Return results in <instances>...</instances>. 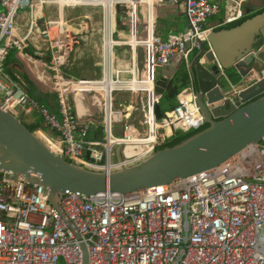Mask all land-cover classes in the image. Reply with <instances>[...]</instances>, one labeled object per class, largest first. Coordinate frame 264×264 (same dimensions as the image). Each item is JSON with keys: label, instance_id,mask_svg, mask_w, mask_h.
I'll return each mask as SVG.
<instances>
[{"label": "built area", "instance_id": "obj_1", "mask_svg": "<svg viewBox=\"0 0 264 264\" xmlns=\"http://www.w3.org/2000/svg\"><path fill=\"white\" fill-rule=\"evenodd\" d=\"M46 1L0 0V100L2 108L21 121L38 115L42 123L38 121L34 132L52 152L84 168L109 173L152 155L164 142L159 130L167 140L206 125L191 84L178 88L173 108L157 114L162 94L156 91V72L178 54L188 64L200 42L207 40L212 17L223 11V24L243 19L244 0H111L110 4L53 0L60 7L100 5L107 46L108 41L112 47L120 43L112 37L114 4L126 6L131 17V37L125 41L134 61L129 79L61 75L59 48L67 44L66 23L58 17L40 31L42 37L53 39L49 67L60 82L56 94L61 111L67 95H91L101 105V133L95 136H90L93 121L61 118L57 108L34 99L6 70V55L26 47L24 41L37 26V11ZM167 2L184 6L189 28L164 39L156 31L157 9ZM25 8L30 20L22 40L16 38L15 23ZM138 8L144 16L142 34H138ZM139 47L145 55L142 72L136 69ZM256 76L264 78V68ZM124 89L141 94V116L135 122L131 121L139 112L136 102L115 106V92ZM118 127L121 135L115 132ZM254 154L257 159L246 165ZM82 243L89 264H264V137L217 167L171 183L128 193L67 191L58 208L49 203L43 186L14 180L10 171H1L0 264H83Z\"/></svg>", "mask_w": 264, "mask_h": 264}, {"label": "water", "instance_id": "obj_2", "mask_svg": "<svg viewBox=\"0 0 264 264\" xmlns=\"http://www.w3.org/2000/svg\"><path fill=\"white\" fill-rule=\"evenodd\" d=\"M113 9L117 28L126 30L131 18L126 13L127 7L116 3ZM178 11L171 2L162 3L159 8L160 13ZM137 16L138 34H142L144 16L139 8ZM186 18L189 23L187 15ZM222 25L210 30L207 40L200 42L199 52L188 64L178 54L161 67V75L158 69L156 72V91L163 94L167 79L183 62L186 64L206 124L201 130L174 146L156 150L137 164L107 173L84 168L52 152L21 119L5 111L0 100V173L8 170L14 180L43 186L49 203L58 208L60 196L67 191L92 195L148 189L217 167L244 148L259 143L264 137V78L259 79L256 75L264 68V9L257 14H247L235 23ZM137 54L138 68L142 71L144 50L139 47ZM59 60L60 74H63L64 46L59 48ZM233 69L249 83L248 86L236 87L238 80ZM12 78L20 83L17 78ZM26 90L34 99L44 100L43 89ZM137 100L139 112L131 122L141 116V94ZM156 111L162 114L159 106ZM115 132L123 133L120 127ZM159 137L166 141L162 130H159ZM118 158H121L120 147ZM82 249L83 264H89L85 243H82Z\"/></svg>", "mask_w": 264, "mask_h": 264}, {"label": "crops", "instance_id": "obj_3", "mask_svg": "<svg viewBox=\"0 0 264 264\" xmlns=\"http://www.w3.org/2000/svg\"><path fill=\"white\" fill-rule=\"evenodd\" d=\"M110 2L111 0H103L102 3L110 4ZM174 6L178 7V13H160L159 6L157 9L156 31L164 39L170 33L184 32L189 24L186 13L184 12V6L181 4ZM243 9L245 15L257 14L264 9V0H245L243 1ZM37 12V26L24 41L26 47L21 51L13 48L6 55L5 64L7 72L11 77L17 78L25 89H43L44 104L46 103L51 108H57L55 112L61 118L66 116L67 120L71 121L74 117L78 116V118L85 119L86 121H93L94 124L90 136L100 134L102 122L101 105L91 95H67L64 100V112L61 111L56 94V89L58 90L60 88V82L53 73V70L49 67V62L53 57V39L42 37L40 31L45 28L48 21L56 20L58 17H61L66 23L65 41L67 44L66 47L64 46L66 63L64 73L61 75L70 78L89 77L100 79L106 74L109 77L129 79L132 77L131 69L134 65L132 49L125 43L131 37L129 26L126 30L119 29L117 28L115 20L112 27V37L120 43L114 44L112 47V42L109 46L104 42V9L96 3H82L60 7L53 0H48L42 5V9ZM219 15H221L220 18ZM29 20L30 13L28 8L21 10L15 23L17 27L16 38L19 37L23 40L28 34ZM160 20H163L170 27L168 25L165 28L164 26H159ZM222 21L223 12L219 13L218 16L212 17L207 24L208 33L212 29L223 26ZM138 63L137 54L136 69L138 72H142L143 69L142 71L139 70ZM68 66L80 71L81 76L71 77L68 74ZM92 66L100 67V72L94 71ZM233 72L236 80H238L237 88H244L249 85L235 69H233ZM161 73L162 68L160 67L158 68V74L161 75ZM188 77L189 84L186 85L191 84V75H188ZM250 78H253V76ZM116 92L123 93V96L119 98H116L114 95L116 107H120L124 103L136 102L138 104L137 96L139 93L128 89ZM116 101L119 103L116 104ZM31 116L26 119L27 122L34 123L35 125L38 124V121L42 123L38 115L34 114Z\"/></svg>", "mask_w": 264, "mask_h": 264}, {"label": "trees", "instance_id": "obj_4", "mask_svg": "<svg viewBox=\"0 0 264 264\" xmlns=\"http://www.w3.org/2000/svg\"><path fill=\"white\" fill-rule=\"evenodd\" d=\"M188 70L186 67V64L183 62L177 70L172 74L171 77L167 79V85L165 88L164 93L162 94V99L160 100L159 107L162 110V112H165L171 108H173L176 105V96L178 92V88L182 85L189 84V77H188ZM24 120H22L23 122ZM24 124L27 125L28 128H30L32 131L36 129L38 125H35L34 123L26 122L24 121ZM206 126V125H205ZM201 130V129H200ZM197 131H191L187 134L185 133H178L175 136H173L170 140L167 139L166 141L160 143L158 145V149L165 148L167 146H174L175 144L181 142L182 140L188 138L192 134H194Z\"/></svg>", "mask_w": 264, "mask_h": 264}, {"label": "rangeland", "instance_id": "obj_5", "mask_svg": "<svg viewBox=\"0 0 264 264\" xmlns=\"http://www.w3.org/2000/svg\"><path fill=\"white\" fill-rule=\"evenodd\" d=\"M221 17V15H219V18ZM188 24V23H187ZM168 24H166V23H164V21L163 20H160L159 21V26H164V28L167 26ZM168 27H170L169 25H168ZM189 28V24H188V26H187V29ZM185 29H186V27H185ZM186 29V30H187ZM195 52V51H194ZM199 51L198 50H196V52L195 53H193V54H191L190 55V60H192L197 54L196 53H198ZM92 68L94 69V71H98V72H100V67H96V66H92ZM68 71H69V75L71 76V77H78V76H81V73H80V71H78V70H75V69H73V68H70L69 66H68ZM99 77H100V75H98ZM121 96H123V93L122 92H116L115 93V97L116 98H119V97H121ZM117 103H119L118 101H116V104ZM169 140V139H168ZM170 140H171V138H170ZM257 159V155L256 154H254V155H252L251 157H250V160L248 161V164H246V165H250V163L251 162H253V161H255Z\"/></svg>", "mask_w": 264, "mask_h": 264}, {"label": "bare ground", "instance_id": "obj_6", "mask_svg": "<svg viewBox=\"0 0 264 264\" xmlns=\"http://www.w3.org/2000/svg\"><path fill=\"white\" fill-rule=\"evenodd\" d=\"M134 1L137 2V0H134ZM244 1H245V0H244ZM100 2H103V0H100ZM222 12H223V11H222ZM217 16H218V15H217ZM108 45H111V42H110V41H108ZM108 51H109V50H108ZM195 52H196V51H195ZM195 52H194V53H195ZM196 54H197V53H196ZM31 57H32V56H31ZM32 59L35 60V58H33V57H32ZM35 61H36V60H35ZM34 67H36V66H34ZM105 70H106V69H105ZM110 70H111V69H110ZM108 77H109V76H108ZM87 96H88V95H87ZM28 117H29V116H28ZM28 117H27V118H28ZM30 117H32V116H30ZM23 123H24V121H23ZM26 126H27V125H26ZM204 127H205V126H204ZM192 132H193V131H192ZM181 134H182V133H181ZM185 134H187V133H185Z\"/></svg>", "mask_w": 264, "mask_h": 264}]
</instances>
